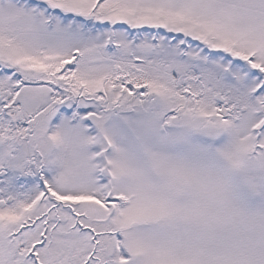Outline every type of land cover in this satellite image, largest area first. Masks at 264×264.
I'll return each mask as SVG.
<instances>
[{
  "label": "snow or ice",
  "instance_id": "1",
  "mask_svg": "<svg viewBox=\"0 0 264 264\" xmlns=\"http://www.w3.org/2000/svg\"><path fill=\"white\" fill-rule=\"evenodd\" d=\"M0 264H264V0H0Z\"/></svg>",
  "mask_w": 264,
  "mask_h": 264
}]
</instances>
